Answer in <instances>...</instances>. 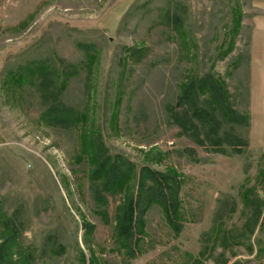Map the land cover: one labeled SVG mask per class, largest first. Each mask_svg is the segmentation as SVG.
<instances>
[{"label":"rangeland","instance_id":"1","mask_svg":"<svg viewBox=\"0 0 264 264\" xmlns=\"http://www.w3.org/2000/svg\"><path fill=\"white\" fill-rule=\"evenodd\" d=\"M263 16L255 0H0V217L17 227L9 251L30 264H264ZM206 75L246 119L218 133L246 143L239 153L199 145L169 118L171 108L190 113L177 107L180 87ZM53 108L84 121L47 124ZM83 131L132 164L135 194L145 167L180 181L175 228L146 207L132 256L116 235L122 198L95 189ZM2 232L0 223V243Z\"/></svg>","mask_w":264,"mask_h":264},{"label":"trees","instance_id":"2","mask_svg":"<svg viewBox=\"0 0 264 264\" xmlns=\"http://www.w3.org/2000/svg\"><path fill=\"white\" fill-rule=\"evenodd\" d=\"M238 27L239 23L236 32ZM228 100L224 85L214 78L206 75L200 79L189 80L180 87L177 107L187 106L190 113L186 114L183 109L176 113L175 108H171L169 118L185 136L193 137L199 145L209 144L221 154L223 145H227L235 153H239L242 147H246V143L238 138L229 139L228 135L223 138L218 135L222 123L241 125L246 121L232 110ZM43 120L47 124L67 128L81 125L84 114L53 108L45 113ZM80 148L92 167L90 179L96 184L95 189L100 197L106 193L111 197L122 198L115 213L116 235L118 244L128 255H134L136 237L143 233L141 217L146 207L152 204L159 206L166 222L175 228L180 181L173 171L161 174L147 167L142 168L136 182L135 194L129 186V181L135 177L132 164L120 156L111 157L99 134L83 131L80 136ZM99 194H96V199ZM0 219H3L0 223L3 228L2 235L5 236L0 243V264H30L32 256L29 253L12 254V251H9L17 237L14 221L4 217Z\"/></svg>","mask_w":264,"mask_h":264},{"label":"crops","instance_id":"3","mask_svg":"<svg viewBox=\"0 0 264 264\" xmlns=\"http://www.w3.org/2000/svg\"><path fill=\"white\" fill-rule=\"evenodd\" d=\"M255 2H257L260 6H262L264 8V0H255ZM256 22L257 21H255V23ZM257 26H258V23H256V25L254 24L253 31L256 30ZM261 30H262V34H263V38H264V26L261 27ZM251 43H252V41H251ZM250 56H251V62H252V44H251ZM262 59H263V69H262V75H263V72H264V42H263V55H262ZM262 75H261V77H262Z\"/></svg>","mask_w":264,"mask_h":264}]
</instances>
